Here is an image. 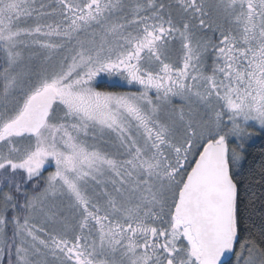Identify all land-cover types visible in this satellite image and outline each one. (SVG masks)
Wrapping results in <instances>:
<instances>
[{"label":"snow or ice","instance_id":"snow-or-ice-1","mask_svg":"<svg viewBox=\"0 0 264 264\" xmlns=\"http://www.w3.org/2000/svg\"><path fill=\"white\" fill-rule=\"evenodd\" d=\"M0 264H264V0H0Z\"/></svg>","mask_w":264,"mask_h":264}]
</instances>
